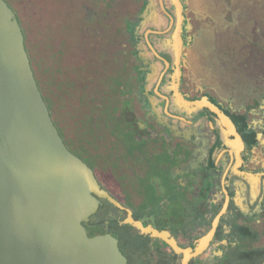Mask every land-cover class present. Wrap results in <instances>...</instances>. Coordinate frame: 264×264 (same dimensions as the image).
<instances>
[{
    "label": "flooded vegetation",
    "instance_id": "1",
    "mask_svg": "<svg viewBox=\"0 0 264 264\" xmlns=\"http://www.w3.org/2000/svg\"><path fill=\"white\" fill-rule=\"evenodd\" d=\"M5 1L24 28L20 13H33L32 4ZM46 1L40 0L39 8L45 9V17L47 9L57 12L65 6ZM81 1L90 17L92 0ZM222 1L224 12L217 20L195 12L190 0H179L182 22L176 29L166 0H131V11L121 15L119 40L110 33L97 43L91 26L87 30L89 49L105 52L96 59L106 60L97 77L99 95L111 110H104L93 131L77 129L79 113L65 109L62 118L68 127L60 123L56 129L95 177L96 168L113 167L116 188L107 179L98 182L101 187L131 210L135 220L174 244L134 227L126 241L118 240L126 264H264V0ZM159 10L163 24L141 26ZM36 14L45 28L43 14ZM70 16H76L74 9ZM95 16L93 12L91 18ZM249 28L253 34L248 35ZM211 33L224 36L215 43ZM39 38L40 44L46 40ZM164 38L180 44L178 63L170 44L160 46ZM198 41L204 49L196 51L194 61L190 54ZM208 42L216 44L212 50L204 47ZM116 81L121 92L113 88ZM175 100L202 104L179 110ZM97 142L100 156L93 152ZM99 200L100 206L107 201ZM111 214L127 223L126 210Z\"/></svg>",
    "mask_w": 264,
    "mask_h": 264
},
{
    "label": "water",
    "instance_id": "2",
    "mask_svg": "<svg viewBox=\"0 0 264 264\" xmlns=\"http://www.w3.org/2000/svg\"><path fill=\"white\" fill-rule=\"evenodd\" d=\"M166 3L179 29L181 3ZM151 18L141 26L154 25ZM177 36L172 33L181 44ZM169 44L178 63L180 47L169 39L160 46ZM99 198L126 210L131 226L166 240L135 220L66 147L37 86L16 14L0 0V264H126L115 236L90 235L83 225L98 210Z\"/></svg>",
    "mask_w": 264,
    "mask_h": 264
},
{
    "label": "trees",
    "instance_id": "3",
    "mask_svg": "<svg viewBox=\"0 0 264 264\" xmlns=\"http://www.w3.org/2000/svg\"><path fill=\"white\" fill-rule=\"evenodd\" d=\"M218 1L219 4L216 5L214 0H198L197 5L193 3L192 9L197 13L201 12V14L208 13L213 15L218 20L224 12L222 9L224 6L223 1ZM248 2L252 1L248 0ZM189 3L191 4V2ZM57 10V12L53 9H47L46 11L45 20L47 21V26L43 27L44 31L42 29L40 31L42 37H46L43 44L38 42L39 37H31L35 29L31 26L23 28L18 21L24 36L26 52L37 86L55 127L62 123L67 128L68 126L64 123L62 115L65 109L67 110V114L73 109L80 115L79 119L75 120L77 129L87 126L92 128L95 122V125H97L105 109L111 110V107L104 102V97L101 94L99 95L101 88L98 82H101V78L97 77L103 75L104 67L101 68V63L106 60L98 62L96 59L102 58V53L105 54V52H96L93 48L89 49V46L85 43L88 40L86 37L88 27L85 23L77 24V16H71L70 19L69 15L61 7ZM81 17L85 21V16ZM51 27L50 34L48 31ZM231 30L233 29H230V32H235ZM242 32L247 33V28L242 30ZM253 33V30L249 28L248 35ZM94 35L98 39L97 43L107 37L105 32ZM210 36H215L216 42H218L217 39L219 40V37L216 34L211 33ZM239 40L241 41L240 38ZM177 48H179L178 42ZM193 50L191 52L192 59ZM119 85L120 81H116L113 84V88L115 91L121 92ZM116 110L117 106H113L111 111L113 117H116ZM128 125L131 126V124ZM92 130L94 131L93 128ZM100 146L99 142L93 144L95 156H100ZM81 153L83 152L81 151ZM96 170V179L100 184H102L101 182L104 183L105 179H107V185L116 188L113 167L109 165L104 169L96 168ZM116 209L109 202L104 201L99 206L97 212L90 217L93 219L92 222L83 223L89 234L110 233L119 241H126L135 228L127 223L120 224L113 214H111V211ZM105 220H109L110 224L106 225ZM119 249L121 252H124L122 246H119Z\"/></svg>",
    "mask_w": 264,
    "mask_h": 264
},
{
    "label": "rangeland",
    "instance_id": "4",
    "mask_svg": "<svg viewBox=\"0 0 264 264\" xmlns=\"http://www.w3.org/2000/svg\"><path fill=\"white\" fill-rule=\"evenodd\" d=\"M59 4L65 5L64 7H62L64 9V11L66 13H68L69 15H71V9H74L75 13H76V23L79 24H83L85 23L86 26L89 28L91 26V29L94 31V34H103L106 31L107 36L111 33L112 36H114L117 40L120 39V34H121V27H122V23H121V15L124 17L126 16V14H128L131 11L130 8V2L131 0H92L91 2V7H88L89 10V15L90 17H86L87 13H84V4L82 3L81 0H75L70 1L69 0H56ZM32 4V7H29V10H33V13H31V11L27 12H22L20 13V19L22 21V23L24 24L25 28H28V26L33 27V32H32V36L34 38H38L40 36H42V33L40 32L41 29H43V27L41 26V22H39V14H43V20H45V9L44 11H42V9L40 8V0H28V4L30 5V3ZM85 2V1H84ZM191 5H193V3L195 5L198 4V0H190ZM46 4H52V1H46ZM69 3L70 6L68 5ZM224 3V2H223ZM39 4V5H38ZM73 8H71L72 6ZM194 5V6H195ZM68 6L70 7V9H68ZM95 8V9H92ZM68 9V10H67ZM93 12H96V16L92 19L91 16H93ZM81 15L85 16V21L84 19H82ZM25 16V17H24ZM71 17V16H70ZM69 17V18H70ZM78 17H80V19H78ZM88 18H91V20L89 21ZM163 14L162 12L159 10L158 13L153 16L150 20L148 24H154V25H158V24H162L163 23ZM162 22V23H161ZM115 24V25H114ZM112 25H114L112 27ZM99 30L98 32H96V30ZM31 35V33H30ZM93 39V38H92ZM91 39V41H92ZM166 39V38H164ZM202 39V38H201ZM214 39V42H216L215 36H212L211 41ZM219 39L222 40V36L219 35ZM89 40V39H88ZM203 40V39H202ZM205 41V40H203ZM210 41V42H211ZM208 42V45H204L205 48H209V50H212L213 47L216 45L215 43L212 44ZM201 41L197 42L196 47L193 50V59L194 61H196V51L197 50H202L204 49L203 47H201L200 44ZM205 43V42H203ZM177 46V43H176ZM190 57L192 58V54H190ZM193 71H196V69L194 68Z\"/></svg>",
    "mask_w": 264,
    "mask_h": 264
},
{
    "label": "crops",
    "instance_id": "5",
    "mask_svg": "<svg viewBox=\"0 0 264 264\" xmlns=\"http://www.w3.org/2000/svg\"><path fill=\"white\" fill-rule=\"evenodd\" d=\"M176 102V106H177V108L179 109V110H188L189 108L188 107H190V111L191 110H195L196 109V107H191L192 105H188V104H192V103H185V102H182V101H178V100H175ZM223 138L225 139L226 138V141H227V139H228V135L227 134H225L224 136H223ZM227 144L228 145H230V142H227Z\"/></svg>",
    "mask_w": 264,
    "mask_h": 264
}]
</instances>
